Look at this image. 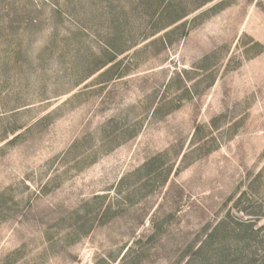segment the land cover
I'll return each mask as SVG.
<instances>
[{
  "label": "rangeland",
  "instance_id": "374dc122",
  "mask_svg": "<svg viewBox=\"0 0 264 264\" xmlns=\"http://www.w3.org/2000/svg\"><path fill=\"white\" fill-rule=\"evenodd\" d=\"M0 264H264V0H0Z\"/></svg>",
  "mask_w": 264,
  "mask_h": 264
},
{
  "label": "trees",
  "instance_id": "16d2710c",
  "mask_svg": "<svg viewBox=\"0 0 264 264\" xmlns=\"http://www.w3.org/2000/svg\"><path fill=\"white\" fill-rule=\"evenodd\" d=\"M114 50H115V49L113 48L112 53H113V54H117ZM121 53H122V51H121ZM109 61H112V58L109 59Z\"/></svg>",
  "mask_w": 264,
  "mask_h": 264
}]
</instances>
